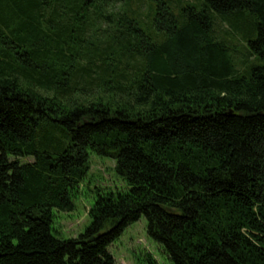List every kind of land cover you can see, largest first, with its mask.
<instances>
[{
    "label": "trees",
    "instance_id": "trees-1",
    "mask_svg": "<svg viewBox=\"0 0 264 264\" xmlns=\"http://www.w3.org/2000/svg\"><path fill=\"white\" fill-rule=\"evenodd\" d=\"M158 2L0 0V264H115L142 216L171 264H264V0ZM90 153L128 188L61 239Z\"/></svg>",
    "mask_w": 264,
    "mask_h": 264
},
{
    "label": "rangeland",
    "instance_id": "rangeland-1",
    "mask_svg": "<svg viewBox=\"0 0 264 264\" xmlns=\"http://www.w3.org/2000/svg\"><path fill=\"white\" fill-rule=\"evenodd\" d=\"M142 10L148 6H155L158 0H141ZM199 0H169L173 5L192 4ZM172 5V6H173ZM226 23H218L219 36L226 35L228 31ZM230 43V47L234 44ZM235 51L238 56L245 55L246 49L242 43L235 42ZM31 161V159H23ZM115 161L107 157L98 156L94 153L89 155V170L84 181L81 183L80 192L73 198L74 209L70 212H57L54 210L53 234L61 239L75 238L84 232L90 224L88 210L98 193L106 191L126 190L128 185L116 174ZM147 221L142 216L138 221L129 225L123 233L108 247L115 264H148L151 257L155 264H171L165 255L162 246L151 240L146 232Z\"/></svg>",
    "mask_w": 264,
    "mask_h": 264
}]
</instances>
